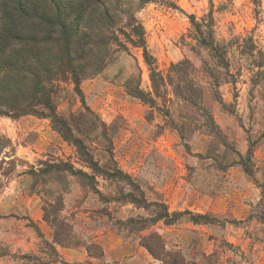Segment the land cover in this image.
Instances as JSON below:
<instances>
[{"label": "rangeland", "instance_id": "rangeland-1", "mask_svg": "<svg viewBox=\"0 0 264 264\" xmlns=\"http://www.w3.org/2000/svg\"><path fill=\"white\" fill-rule=\"evenodd\" d=\"M174 2L137 12L155 81L113 47L81 93L62 84L57 127L0 117V264H264V0Z\"/></svg>", "mask_w": 264, "mask_h": 264}, {"label": "trees", "instance_id": "trees-1", "mask_svg": "<svg viewBox=\"0 0 264 264\" xmlns=\"http://www.w3.org/2000/svg\"><path fill=\"white\" fill-rule=\"evenodd\" d=\"M152 3L177 8L174 0H0V117L33 115L50 118L57 127L55 96L62 84L71 83L81 93L82 82L107 67L113 47L127 53L131 48L142 50L155 81L156 62L137 18V12ZM191 19L195 26V18ZM129 92L150 101L140 87ZM59 133L71 142L64 130L60 128ZM10 143L0 137V171L4 164L10 166L2 172L5 177L14 171L15 160L4 157ZM178 217L165 212L158 221L172 224ZM202 220L209 218L199 216L193 221ZM51 223L56 229L54 242L65 244V225L59 220ZM156 236L164 249L161 237ZM144 246L153 256H160L155 247Z\"/></svg>", "mask_w": 264, "mask_h": 264}]
</instances>
